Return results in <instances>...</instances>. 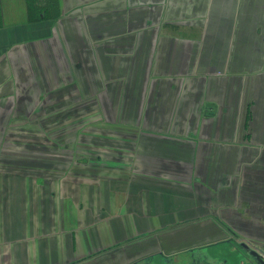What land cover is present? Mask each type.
Returning <instances> with one entry per match:
<instances>
[{"label": "crops", "instance_id": "0c3cea01", "mask_svg": "<svg viewBox=\"0 0 264 264\" xmlns=\"http://www.w3.org/2000/svg\"><path fill=\"white\" fill-rule=\"evenodd\" d=\"M75 2L13 25L1 4L0 264H128L228 231L264 247V0ZM59 100L123 128L131 158L5 143Z\"/></svg>", "mask_w": 264, "mask_h": 264}, {"label": "rangeland", "instance_id": "374dc122", "mask_svg": "<svg viewBox=\"0 0 264 264\" xmlns=\"http://www.w3.org/2000/svg\"><path fill=\"white\" fill-rule=\"evenodd\" d=\"M2 1L4 3V10L6 12L5 19L10 22L6 23L7 25L19 24L16 21V23L13 22V20H20V18L22 17L20 15H24V12H26V15L24 16H27L28 19H40L41 16H51L53 22L55 23V21L57 22L58 19L61 18V15L66 14L68 12L70 14L72 11L77 10V5L75 2L77 0H69V2L68 0L67 2L66 0H46L44 4L37 6L36 9H32L30 7L29 0H0V14L2 11ZM94 2L95 0H84V8L88 7L85 8V16L90 15V13L88 14L87 11L94 9ZM64 6L68 7L66 8ZM121 6H124V3L120 4V7ZM0 23L3 22L0 20ZM73 36L72 38H74ZM85 36L88 37L89 35ZM89 40L88 43H90V45H94L93 39L91 37L89 38ZM96 42L97 40L95 41V44ZM99 42L104 47V44L106 43L104 37H102V39L97 43ZM97 46L98 44L95 47ZM153 51V49L150 50V52ZM152 56L153 55H148L149 58ZM147 62L151 63V61ZM40 108H42V110ZM49 108L52 109V112L48 113V116L46 118H42V114L41 116H38L40 117V119L26 121V124L33 123L37 125L38 123L36 127L40 131H31L30 134L28 132H25L28 130H21L20 134H17L15 136L11 134L7 135L5 137V143L12 144L19 143L21 141L22 143L30 142L36 144L38 147H47V150H51L52 152L49 153H51L50 155H52V159L54 162L63 160V158L66 159L64 157L66 152H61L66 150H68L67 153L69 154L70 160H77L81 158V156H78L81 154L83 155V157H86L89 160L94 159V157L95 159L96 157H101L102 159L106 160L116 158V156L121 159L126 158L127 160L128 158H131V154L133 153V151H131L130 147L127 145L128 143L131 144V141H125L119 134L116 135L114 133L116 129L110 127V125H108L107 123L100 124L101 122L97 121L98 116L96 111L93 110L92 105H77L76 102H73V100L72 102L71 100H69V102H61V100H59V102L52 104V106H49ZM39 110H41L40 112H45L46 109H44L43 105L42 107H37L38 112ZM26 124L24 126L22 124V121L15 120V125H10V127H12L11 130H14V128H18L19 125H22L23 127H28L26 126ZM121 131L125 130L123 128H118L116 130V132ZM123 144H126L125 146H127V151H125V146ZM54 166L57 167H54V174L57 173V171H65V168H67V166L65 168H59L60 166L55 164ZM229 226L230 225H228V227ZM248 234L251 235V238H255L250 232H248ZM107 235L111 234L107 233ZM208 235L206 234L205 238H200L201 240H198L197 244H200L203 240L207 242L209 240L217 239L220 237V235H214V237H211V239L209 238L210 235ZM260 236L261 240H264V235L261 234ZM195 242L196 241H188V243L186 244L192 246L190 244H194ZM175 248V250L177 251L178 248ZM107 250L108 252H110L113 249ZM168 258L169 259L165 258L164 262L160 260H155L150 263L149 260H141L137 264H250L248 259L243 254H237L235 251L229 250L226 244H219L217 246H211L208 248H196L195 246L191 249L188 248L184 249V251H179L177 254H175L174 257L171 258V256H168ZM104 259L106 258L102 257L101 260H99L97 263L103 262Z\"/></svg>", "mask_w": 264, "mask_h": 264}, {"label": "trees", "instance_id": "16d2710c", "mask_svg": "<svg viewBox=\"0 0 264 264\" xmlns=\"http://www.w3.org/2000/svg\"><path fill=\"white\" fill-rule=\"evenodd\" d=\"M45 1L46 0H29V4H30V7L32 9H36L37 6H40L41 4H44ZM43 12H44V10H43ZM228 232H229V234L232 233V236L234 234L237 235L236 232L235 233L233 231H231V232L228 231ZM232 236H230L228 234L227 235H222L220 238L214 240L213 242H215L214 244H218V245L219 244H223L224 242L227 241L226 239L232 240ZM237 236H239V235H237ZM228 249L232 250V248H230V247ZM175 252H177L175 249H171V250L161 249L160 251H157L155 253H151V254L145 255V256H143L141 258H138V259H134L132 262H130L128 264H137L141 260H149L150 263H152L155 260H157V261L160 260V261L164 262L165 258L169 259L168 258L169 255H171V258L174 257Z\"/></svg>", "mask_w": 264, "mask_h": 264}, {"label": "flooded vegetation", "instance_id": "af4514ba", "mask_svg": "<svg viewBox=\"0 0 264 264\" xmlns=\"http://www.w3.org/2000/svg\"><path fill=\"white\" fill-rule=\"evenodd\" d=\"M237 234V233H236ZM238 235V234H237ZM233 235L232 236V240H229V239H226L227 241L224 242L223 244H226V246L229 248H232L233 251H235L237 254H243L249 261L250 264H260L259 263V258L256 256V255H252L251 253V247H247L245 246L244 244V241L240 240V238L238 239V237H244L242 235ZM244 239L248 240V241H251L253 242L254 244H256L254 241L244 237ZM218 244H213V245H210L209 247L211 246H217ZM260 245V244H259ZM203 248H208V247H203ZM264 249V248H263Z\"/></svg>", "mask_w": 264, "mask_h": 264}, {"label": "water", "instance_id": "95a60500", "mask_svg": "<svg viewBox=\"0 0 264 264\" xmlns=\"http://www.w3.org/2000/svg\"><path fill=\"white\" fill-rule=\"evenodd\" d=\"M240 240L244 241L245 246L251 247L252 255H256L259 258V263L264 264V249L261 246L254 244L244 238H240Z\"/></svg>", "mask_w": 264, "mask_h": 264}]
</instances>
